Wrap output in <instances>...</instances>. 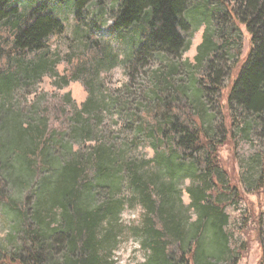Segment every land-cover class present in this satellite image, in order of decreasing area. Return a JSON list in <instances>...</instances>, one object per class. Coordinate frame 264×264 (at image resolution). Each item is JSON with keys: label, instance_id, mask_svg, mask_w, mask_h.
<instances>
[{"label": "rangeland", "instance_id": "rangeland-1", "mask_svg": "<svg viewBox=\"0 0 264 264\" xmlns=\"http://www.w3.org/2000/svg\"><path fill=\"white\" fill-rule=\"evenodd\" d=\"M78 1L47 4L44 14L59 18L63 32L51 34L41 51L15 55L7 75L0 77V137L4 128L9 139L19 129L25 132L21 150L0 159V264L26 255L29 237L44 231L55 240L51 263L64 264L55 234L62 208L50 207L47 198L65 166L86 163L96 146L119 158L112 178L120 185L95 190L98 203L121 207L120 218L99 227V234H107L110 227L115 245L111 255L104 254V264H144L150 236L146 222H162V206H169L163 189L188 238L200 212L187 193L200 187V168L194 158L184 161L178 155L171 164L167 153L156 149L151 131L162 114L178 125L201 123L208 137L221 143L218 156L227 174L220 172L217 180L224 186L219 192L228 222L220 234L226 246L219 244L206 264H264V192L259 188L264 127L230 102L232 86L252 49V36L236 6L228 0L191 1L183 15L189 49L170 55L141 48L146 42L143 24L114 31L112 18L123 0H82L76 8ZM44 3L14 0L24 10ZM207 35L212 39L208 55ZM159 101L165 109L157 106ZM171 165L180 167L172 171ZM133 169L151 187L156 185L158 194L152 197L160 200L152 206L146 190L134 186ZM86 180L79 183L78 204L91 187ZM215 230L205 227L201 242L218 241L211 236ZM207 255H200V264Z\"/></svg>", "mask_w": 264, "mask_h": 264}, {"label": "trees", "instance_id": "trees-1", "mask_svg": "<svg viewBox=\"0 0 264 264\" xmlns=\"http://www.w3.org/2000/svg\"><path fill=\"white\" fill-rule=\"evenodd\" d=\"M44 1L41 8L24 10L15 5L14 0H0V61L6 62L5 67L0 66V77L3 74L7 75L15 55L41 51L51 34L63 32V22L51 12L45 14L44 12L49 8L47 4L54 1L63 4L68 0ZM191 1L193 0H123L120 10L113 15V29L125 30L143 24L146 42L142 45V49L149 47L153 52L178 55L189 49V42L183 35L189 30V25L183 15L187 12ZM227 2L236 6L237 14L246 23L252 36V49L247 61L243 63L238 79L232 86L230 102L236 103L249 117L259 119L264 127V0H228ZM80 3L82 0L77 2L76 8ZM204 41L205 45L210 44L205 52L208 55L212 39L207 35ZM163 105L164 101H159L157 106L165 109ZM87 106L86 103L85 108ZM161 119L157 122L155 130L151 131L156 149L162 153L166 152L171 164H175L174 155H178L184 156V161L194 158L199 165L200 187L189 188L187 194L192 198V206L199 210L200 218L198 224L190 231L192 234L187 238L184 234V225L176 215L174 204L171 203L165 189L161 190L165 193L164 200L169 206L167 205L168 208H165L166 205L162 206L165 209L163 215L165 219H161L162 222L154 218L146 222L150 236L146 237L147 257L144 264H200L202 253L208 254L204 262L206 264L220 245L226 246L220 234L228 222L219 192L224 186L217 180L220 172L227 174L221 167L218 156L221 143L211 140L202 130L201 123L187 120L178 125L176 121H170L167 114H162ZM168 126L174 130H171L172 128L167 130L165 127ZM25 131L27 135L30 134L29 130ZM24 133L19 129L17 135H11L12 139H9L8 131L4 128L3 136L0 137V159L5 153L13 152V149L19 147L21 150L25 145ZM87 133L89 130L85 136L88 135ZM31 140L35 142L33 137ZM90 150L89 157L85 159L86 163L65 166L60 181L56 185L55 181L52 185L51 198H47L50 207L58 204L62 208L61 225L55 234H59L57 245L61 243L63 247L61 250L65 254L64 264L107 263V256L104 254L111 255L115 246H111L113 232L110 227H107L109 230L107 234L104 232L99 234V227L104 223L110 225L112 220L120 218L121 207L98 203L95 197L99 192L95 190L104 186L113 188V184L120 185L112 178V173L117 172L119 158H116L115 154L112 157L109 151L106 153L107 149L104 146H96ZM177 167L180 166L171 165L172 171ZM130 172L133 175L134 186L146 190V197L151 206L155 201L160 200V196L157 200L152 197V194L157 192L156 185L151 187L145 180H141L136 170ZM82 178L90 180L88 186L91 187L83 203L78 204L81 199L79 183ZM259 188L264 192V168ZM170 189L171 187L168 190ZM211 225L217 228L211 236L218 241L201 242L202 236L206 233L205 227ZM51 236L50 232L44 231L42 235L29 237L30 246L26 250V255L9 257L12 264H52L55 240ZM5 260L8 258L3 261Z\"/></svg>", "mask_w": 264, "mask_h": 264}]
</instances>
